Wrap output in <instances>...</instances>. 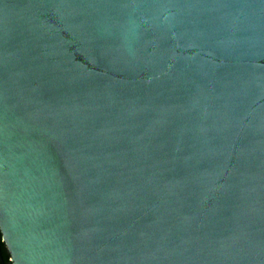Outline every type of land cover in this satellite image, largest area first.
I'll return each mask as SVG.
<instances>
[{"label": "water", "instance_id": "water-1", "mask_svg": "<svg viewBox=\"0 0 264 264\" xmlns=\"http://www.w3.org/2000/svg\"><path fill=\"white\" fill-rule=\"evenodd\" d=\"M11 264H264V0H0Z\"/></svg>", "mask_w": 264, "mask_h": 264}, {"label": "trees", "instance_id": "trees-1", "mask_svg": "<svg viewBox=\"0 0 264 264\" xmlns=\"http://www.w3.org/2000/svg\"><path fill=\"white\" fill-rule=\"evenodd\" d=\"M0 264H11L10 255L1 239L0 234Z\"/></svg>", "mask_w": 264, "mask_h": 264}]
</instances>
